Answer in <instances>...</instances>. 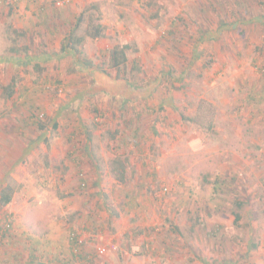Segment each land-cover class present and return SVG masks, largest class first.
I'll use <instances>...</instances> for the list:
<instances>
[{"label":"rangeland","instance_id":"rangeland-1","mask_svg":"<svg viewBox=\"0 0 264 264\" xmlns=\"http://www.w3.org/2000/svg\"><path fill=\"white\" fill-rule=\"evenodd\" d=\"M5 1L0 264H264V0Z\"/></svg>","mask_w":264,"mask_h":264},{"label":"trees","instance_id":"trees-1","mask_svg":"<svg viewBox=\"0 0 264 264\" xmlns=\"http://www.w3.org/2000/svg\"><path fill=\"white\" fill-rule=\"evenodd\" d=\"M4 2H6V1L4 0ZM19 3H20V0H12V4L13 5L16 4V6H18ZM261 23L264 24V22H261ZM102 32H103L102 25H97V26H94V31L91 32L90 35L92 37H94V38H97V37L102 36ZM78 42H80V39H78V38H75V37L74 38H72V37H69L68 38V45L71 48H75L76 49L75 50L76 53H79V50L77 51V47H76V45H77ZM127 49H128V45H122L121 47H116L113 50L114 65L117 66L118 68L121 67V63H124L127 60V55H126L127 54ZM260 70L263 71L264 68L263 67H260ZM132 83L134 84L136 82L133 81ZM132 83L130 84L131 86H132ZM9 89H10V91L7 92V95L11 96L12 93H14V91H13V89L11 87ZM182 117L184 119L187 118L184 115H182ZM188 118L190 120H193V118H191V117H188ZM119 165H118L119 166V170H118L119 175H118V177H119L120 180L125 181V184H127L128 183V181H127L128 178H127V175H126V168L124 167V164L123 163H121ZM11 194H12L11 193V190L9 192L8 191L7 192L6 191L5 192L4 191L2 192V195H1L2 197H1V200H0V202H1L2 205H6V204H9V203L12 202V195ZM238 203L241 204L240 201ZM234 216H235V223H237L241 219V217H242V215L239 212H234ZM14 224H15V221L14 220H11L10 222L4 224V226H3V227H5L4 234H7L8 233L11 236V231H12V228L14 227ZM72 232H74V231H72ZM75 235L76 234H73L71 236L72 241H74V240L76 241V239L79 240V241H81L79 239V235H78V237H76ZM83 244L84 243L79 244V247L78 246H75V249H73V250H76V251H74V252L77 253L76 255H81L82 254V250H84L82 248V246H84ZM97 256H98L97 254L96 255H90V256H88V258L85 257L86 259H84V260H86V262H88L89 264L90 263H94V262H96ZM81 259H83V258H81ZM68 260L71 261L70 264L71 263H75L74 260H72V259H68ZM85 264H87V263H85Z\"/></svg>","mask_w":264,"mask_h":264},{"label":"crops","instance_id":"crops-1","mask_svg":"<svg viewBox=\"0 0 264 264\" xmlns=\"http://www.w3.org/2000/svg\"><path fill=\"white\" fill-rule=\"evenodd\" d=\"M86 180V179H85ZM85 183H83V185H84ZM9 204H11V203H9ZM86 227V226H85ZM84 227V225H83V227H82V229H84V230H87V228H85Z\"/></svg>","mask_w":264,"mask_h":264},{"label":"built area","instance_id":"built-area-1","mask_svg":"<svg viewBox=\"0 0 264 264\" xmlns=\"http://www.w3.org/2000/svg\"><path fill=\"white\" fill-rule=\"evenodd\" d=\"M100 251H101V252H104V251H105V248H100Z\"/></svg>","mask_w":264,"mask_h":264}]
</instances>
